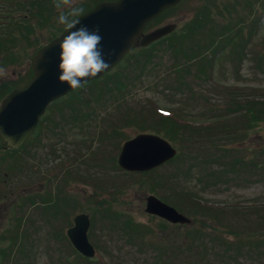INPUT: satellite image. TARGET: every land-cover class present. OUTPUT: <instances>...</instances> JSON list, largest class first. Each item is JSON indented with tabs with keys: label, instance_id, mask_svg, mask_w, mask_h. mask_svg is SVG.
Segmentation results:
<instances>
[{
	"label": "rangeland",
	"instance_id": "rangeland-1",
	"mask_svg": "<svg viewBox=\"0 0 264 264\" xmlns=\"http://www.w3.org/2000/svg\"><path fill=\"white\" fill-rule=\"evenodd\" d=\"M92 1L74 0V3L76 7L88 6ZM204 1L185 0L149 28L174 22L178 30H184ZM251 1L245 11L251 12V20L257 19V25L245 31L243 52L233 45L224 48L218 62L208 69V76L202 75L195 62L183 56L180 66L188 71L182 72L184 82L178 85L174 67L181 54L177 57L174 51L166 53L167 44H158V55L163 57L156 60L157 65L147 76L124 79L127 84L124 90L103 95L97 89L104 87L103 82L85 86L84 99L73 103L75 110L64 102L51 103L47 108L51 119L43 121L23 148L10 155L1 148L2 264H66L68 258L71 264L73 261L88 264L76 258L67 236L73 218L83 211L90 215L89 238L97 249L96 258L103 264H264V119L248 121L247 112L248 106L256 108L259 97L264 95V0ZM53 2H46L50 6L46 13L51 12ZM239 2L243 4L245 0L227 3L237 6ZM1 4L0 1V10ZM62 10L53 9V16H59ZM222 12L228 17L225 9L218 14ZM27 14L14 13L16 19ZM238 21L234 19V26ZM16 28L6 32L11 41L8 35H0V42L9 44L17 54L4 62L5 53L0 52V87L31 77L37 47L49 43L53 35L47 28H40L29 35L30 39L25 38L13 46L17 39L24 38L15 33ZM181 35L182 31L179 37ZM225 39L223 37L219 43ZM117 71L126 69L119 67ZM156 108L176 113L182 122H189L190 130H196L198 124L206 126L202 129L208 132L207 136L201 135V145L198 137L190 143L171 141L182 154L181 158L152 169L142 177L139 173L118 169L120 166L114 158H118L124 141L141 128H149L150 119L143 124L144 116ZM62 110L64 114H60ZM74 114H79L76 120L71 116ZM56 122H60L57 129ZM113 129H117L114 136ZM218 129L223 130V134L212 136ZM226 129L232 130L231 136L226 135ZM237 131L239 135H235ZM216 143L224 145V150L206 149ZM81 155L85 157L79 160ZM212 155L220 159L215 166L216 174L210 177L204 162H212ZM232 160L239 161L230 168ZM191 164H195V168L189 171ZM155 176L164 177L158 185L148 181ZM182 190L201 196L194 200L206 204L212 211L223 208V213L214 218L217 212L209 211L207 217H201L193 212L190 195ZM150 194L170 204L179 201L181 206L177 209L198 221L179 227L163 223L145 212ZM109 207L116 215L131 217L145 225L147 232H155L153 241L162 235L180 245L178 241L187 238V233L190 237L195 230L201 234L198 239L190 240L189 248L168 245L161 249L153 241L140 242L138 248L120 237V223L113 227L110 218L104 217ZM202 221L207 224L203 232Z\"/></svg>",
	"mask_w": 264,
	"mask_h": 264
},
{
	"label": "trees",
	"instance_id": "trees-1",
	"mask_svg": "<svg viewBox=\"0 0 264 264\" xmlns=\"http://www.w3.org/2000/svg\"><path fill=\"white\" fill-rule=\"evenodd\" d=\"M0 1L2 3L1 4L2 10H0V35H8L9 37L7 38L11 41L10 35L6 32L8 30L12 32L14 30V27H17L15 30V33L19 36L23 35L24 37V38L17 39V41L13 44V46H16L17 43H22V41L25 38L28 39L29 35L31 33L35 34L37 29L47 28L50 31V33L53 34L52 37L49 39L51 40L54 37L58 36L65 28V25L58 23V14L56 15V17L53 16V9L56 8L55 4H54V7L52 6L51 12L46 13V11L48 10V7H50L48 6V4H46L48 0H0ZM52 1L50 0V2ZM101 1H110V0H94L88 6H86L87 5L86 4L82 6L79 5L77 7L83 8V13H84L87 10L91 9L96 3L101 2ZM228 1L229 0H205L204 4L196 9L195 14L190 19V21L187 24L185 23L186 25H185V28H183L184 30L175 31L173 34H171L170 36L162 40L164 44H167V48L164 50L166 53H168V51L170 50L172 53L174 51V54L176 56L178 53L181 54L180 57L177 56L180 58V61L174 67L179 77L178 85L184 82V75L182 74V72L188 71L187 69H184L183 67L180 66L181 59H183V56L187 57V59L185 60L190 59L191 62L194 61L195 63L193 64L195 66H198L199 72L202 75L208 76V72H207L208 69H212L214 65L218 62V59L220 57L218 55L224 48L228 49V47H231L233 45V47H236L237 51L240 49L241 53L243 52L242 49H244L246 35H247L245 31L249 29V27L255 28L256 27L255 25H257L256 18H255L256 21L254 22L253 20H251V12L249 13L245 11L246 10L245 8H249L246 5L251 4L252 1L248 0L246 2L245 0L243 4L239 2L237 6H236V3L233 5H228L227 3ZM219 7H222V8L219 9ZM218 9L220 11L221 10L223 11V9H225V13L228 15L229 18L223 15V12L221 14H218V12H220V11L218 12L216 11ZM22 11L27 12L28 14L24 16H20L16 19V16L14 15V13L22 12ZM62 11H67V9H63ZM216 13L219 16L222 15L221 19L218 18ZM162 17L157 18L155 21L159 22ZM236 18L239 20L238 21L239 23L236 22V25L234 26L233 21ZM181 31H182V35L179 37ZM223 37L226 39L224 40V42L219 43L221 40H223ZM40 46L42 45H39V47ZM39 47H37V49ZM11 49L12 48L9 46V44L0 42V52H4L5 57H6L4 59V62L11 56L17 55ZM209 50L211 51V53ZM208 51H209V54L207 53ZM159 53H160V48H157L156 45H151L148 47L140 48L132 52L130 55H128V57L117 67V69L119 67H123L126 69V71L118 72L117 69H115L113 72L106 74L103 78L94 80L84 85L83 87L72 91L68 96L63 97L59 99L58 101H56V103L64 102L65 104H67V106L70 109L75 110L74 108L76 107L73 105V103L76 100L84 99L82 90L85 88V86L91 87L92 85L94 84L98 85L101 82H103V84L105 85L103 88H100V89L97 88L100 95H103L105 92L111 93V92H114L115 90L122 91L126 88V85H127L124 79L137 80V79L143 78L148 75L150 69L154 68L157 65L156 60L161 59L163 57V56H159L158 55ZM29 79L30 77H28L26 80L22 82H18V83L13 82L10 85H2L0 87V101L11 90L23 86ZM177 88L180 89V87H177ZM48 111L42 117L39 126L43 123V121L51 119L50 117L51 111L49 115H48ZM63 111L64 110H62L60 114H64ZM156 111L153 109V111H151V114H146L143 119V124L146 123L147 119H150V124L148 125L149 128H146V129L153 131L155 133L161 134L164 137H167L174 144L176 141L181 143V140L183 142L189 141L190 143V141L195 140L198 137L197 141L200 140L199 145H201V135L207 136L208 132L202 129V128H205L206 126L199 127L200 125L198 124L195 126L196 130L194 129L190 130V127L188 125L189 122L187 123L182 122L181 117L177 115L176 113L174 114V112L170 111L168 114H163L159 111L158 108H156ZM247 112L249 113V117H250V118L248 117V121L263 120L264 119V95L259 97V101L257 102V107L255 108L253 106H248ZM77 115L79 114H74L71 116L74 120H76L78 118ZM243 115H245V113H243ZM62 117L65 122L68 121V119H66L65 116L62 115ZM135 121L136 120H134L133 122ZM59 123L60 122L55 123L56 126L54 127H56V129L60 127V126H57L59 125ZM190 126H193V125H190ZM222 131L223 130L218 129V131L214 132L212 136L217 135L219 137L221 136V134H223ZM226 131H227L226 135H228V137L231 136L232 130L226 129ZM235 135H239V132L237 131ZM0 144H1L0 151H2L1 150L2 148L3 151L7 152L9 155L19 150V148L6 149L5 143L1 139H0ZM24 145L21 146V148H23ZM213 148H215L216 150L220 149L222 151L224 150L225 146L224 145L222 146L221 144L216 143V144H212L208 146L206 149H213ZM181 155L182 154L178 152L177 156L173 160L180 159ZM191 156L192 154H190V157ZM114 159L116 161V156ZM219 159H220L219 156L212 155L210 159L212 162H210L209 160H206L204 162L205 163L204 167H206V169H209L208 176L213 177V175L216 174L215 166L218 164ZM237 161L239 160H236L235 162L232 160L230 162L229 167L230 168L231 166L233 167V165L236 164ZM116 165L118 166L117 161H116ZM181 167H183V165ZM181 167L180 169H182ZM193 168H195V164L190 165L189 171L192 170ZM142 174L144 176L150 173L144 172ZM163 178H164L163 176H158V177L155 176L154 178H149L148 181L149 183L158 185V182H161ZM182 191L186 195L188 196L190 195V199L192 200L191 202H193L194 204L193 208H195L193 212L201 214V217H204V216L207 217L209 211L213 213L217 212L215 213V216L214 214L212 215V217L214 216V218H216V215L218 213L220 215L223 213L222 212L224 210L223 208H221L220 210L215 208L212 211L211 209H209L210 207L209 208L205 207L206 204L201 203V202H196L194 200V197L201 198V196L197 194L192 195L193 192H189L186 190H182ZM164 200L167 201L166 199ZM201 201L203 202V199ZM172 204L176 208H180L181 206L179 201L178 202L175 201ZM113 210H114L113 208L109 207L106 211L107 214H104L105 215L104 217L110 218V221H111L110 225L114 224L113 227L117 226V223H120L119 233H120L121 238L128 240V242L131 245L136 244L138 248L141 247L140 242L151 243L154 240V238L152 237H155V232H147L145 230L147 229L145 225L140 224L139 222H137L131 217H127V216L123 217L125 215H121L122 216L121 217L120 215H116V213ZM93 221L95 222V219H93L92 222ZM193 221H198V219L194 218ZM162 222L166 224L169 223L165 220H163ZM201 223L204 224L203 221ZM176 226L179 227V226H182V224H176ZM205 230H207V224H204V226L202 225L201 232ZM195 231L191 233V237L189 236V233H187L188 234L187 238H184L181 242L178 241L180 245L170 242L169 240H167V238H165L162 235L156 238L155 241L157 243L155 241H153L152 243L157 244L158 247H160L161 249L167 248L168 245H176V247L178 248H184L183 246H185V248L186 247L189 248L190 240L198 239L199 234H201ZM142 233L143 235L139 236ZM69 243L71 244L70 241ZM158 243L166 244V245L161 246ZM73 249L77 255L76 258L78 259L80 258L81 261L83 262L85 261V263L87 262L88 264H103L102 263L103 261H100L98 258L84 257L74 247ZM194 249L198 250L197 248H194ZM4 253L7 254L6 252ZM108 255H109V259H111L112 258L111 253H109ZM3 259H4V256L1 254L0 264H2ZM66 264H71L69 258L67 259ZM72 264H76V261L75 262L73 261Z\"/></svg>",
	"mask_w": 264,
	"mask_h": 264
},
{
	"label": "water",
	"instance_id": "water-1",
	"mask_svg": "<svg viewBox=\"0 0 264 264\" xmlns=\"http://www.w3.org/2000/svg\"><path fill=\"white\" fill-rule=\"evenodd\" d=\"M183 0H114L97 3L81 14L80 24L98 29L109 68L85 83L111 71L140 43L143 46L172 33L177 25L170 23L144 34L147 24ZM79 26V25H78ZM66 28L56 38L37 50L32 58L33 76L22 87L12 90L0 104V138L8 148L21 147L34 133L47 107L75 90L59 80L60 41ZM141 38V39H140ZM84 83V84H85ZM177 148L164 137L142 133L127 140L119 155V165L128 171H148L177 155ZM145 211L172 224H190L192 219L177 208L149 195ZM91 219L88 213L77 214L67 235L75 249L93 258L95 246L89 238Z\"/></svg>",
	"mask_w": 264,
	"mask_h": 264
},
{
	"label": "clouds",
	"instance_id": "clouds-1",
	"mask_svg": "<svg viewBox=\"0 0 264 264\" xmlns=\"http://www.w3.org/2000/svg\"><path fill=\"white\" fill-rule=\"evenodd\" d=\"M54 4L57 9H67L58 16V23L65 25L67 33L59 45L58 78L73 89L81 88L88 79L109 68L101 45L102 37L98 29L89 30L80 24L78 17L83 8L76 7L74 0H54Z\"/></svg>",
	"mask_w": 264,
	"mask_h": 264
},
{
	"label": "flooded vegetation",
	"instance_id": "flooded-vegetation-1",
	"mask_svg": "<svg viewBox=\"0 0 264 264\" xmlns=\"http://www.w3.org/2000/svg\"><path fill=\"white\" fill-rule=\"evenodd\" d=\"M162 16H163V15H162ZM164 16H165V15H164ZM164 16H163V17H164ZM163 17H162V18H163ZM162 18H161V19H162ZM161 19H160V20H161ZM156 23H157V22H154V23H152V25H154V24H156ZM170 23H173V22H170ZM166 24H169V23H166ZM166 24H163V25H166ZM160 26H162V25H160ZM157 27H159V26H157ZM157 27H153V28H151V29H146L144 32H145V33H148L149 31H151V30H153V29H155V28H157ZM168 36H169V35H168ZM163 38H165V37H163ZM163 38L160 39V40H158V41H156V42H154V43H152L151 45H156V46H157L158 44H161ZM151 45H150V46H151ZM137 48H142V47L139 46V47H137ZM111 132H114V133H113V136H114V134L117 132V129H113ZM35 133H36V131L33 133L32 137L35 135ZM138 133H140V132H138ZM138 133H137V134H138ZM150 133H155V132L150 131ZM137 134H136V135H137ZM136 135H135V136H136ZM113 136H112V137H113ZM32 137H30V139H32ZM133 137H134V136H133ZM131 138H132V137H131ZM30 139H29V140H30ZM129 139H130V138H129ZM84 157H85L84 155H81V158L79 157V160H81V159L84 158ZM83 161H85V160H83ZM76 163H77V162H76ZM118 169L122 170V168H120V167H119ZM126 173H127V172H126ZM83 212H84V211H83ZM73 219H74V218H73Z\"/></svg>",
	"mask_w": 264,
	"mask_h": 264
}]
</instances>
